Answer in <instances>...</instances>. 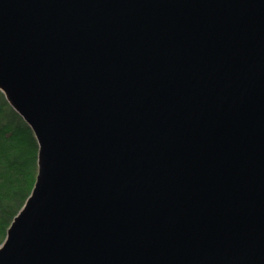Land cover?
Instances as JSON below:
<instances>
[{
    "label": "water",
    "instance_id": "1",
    "mask_svg": "<svg viewBox=\"0 0 264 264\" xmlns=\"http://www.w3.org/2000/svg\"><path fill=\"white\" fill-rule=\"evenodd\" d=\"M0 92L38 146L0 264H264V0H0Z\"/></svg>",
    "mask_w": 264,
    "mask_h": 264
},
{
    "label": "trees",
    "instance_id": "2",
    "mask_svg": "<svg viewBox=\"0 0 264 264\" xmlns=\"http://www.w3.org/2000/svg\"><path fill=\"white\" fill-rule=\"evenodd\" d=\"M37 141L0 92V245L37 175Z\"/></svg>",
    "mask_w": 264,
    "mask_h": 264
}]
</instances>
